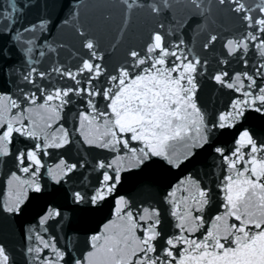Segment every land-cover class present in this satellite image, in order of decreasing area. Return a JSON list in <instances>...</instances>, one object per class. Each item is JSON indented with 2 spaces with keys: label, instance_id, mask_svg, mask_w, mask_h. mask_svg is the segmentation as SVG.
I'll return each mask as SVG.
<instances>
[{
  "label": "snow or ice",
  "instance_id": "1",
  "mask_svg": "<svg viewBox=\"0 0 264 264\" xmlns=\"http://www.w3.org/2000/svg\"><path fill=\"white\" fill-rule=\"evenodd\" d=\"M121 2L129 15L134 8L144 7L140 0ZM191 3L201 8L202 0ZM218 4L227 5L244 30L231 38L209 34L203 48L207 50L223 39L227 56L235 57L247 69L250 49L264 58V0L254 6L246 0H218ZM30 6L8 0L10 10L0 13L4 21L0 27V73L5 77V88L10 80L16 87L15 93L0 92V162L12 156L24 174H10L0 209L16 217L26 212L30 194L39 196L46 190L41 183L42 170L55 186H61L57 191L73 180L86 162L61 158L49 167L42 155L73 144L76 132L84 145L115 155L96 161L93 170L99 175L90 191L66 189L71 212L89 214L112 200L115 207L114 218L88 237L90 250L77 257L68 244L60 245L59 235L50 231L57 230L71 243L67 232L75 230L66 206L48 204L37 225L27 229L26 239L34 241L26 248L29 264H264V138L258 139L245 126L252 113L264 116V84H257L258 78H264V62L256 64L251 73L245 70L230 75L221 70L211 76L217 85L239 95L226 111L210 118L197 98V77L207 72L208 60L188 49L180 36L172 40L167 38L171 31H154L144 48L130 50L129 59L114 73L100 63L104 56L97 51L96 42L86 39L83 47L89 58L81 59L75 70L56 64L42 71L37 67L39 61L33 59L38 43L35 34L43 36L52 22L41 20L18 27L17 15ZM163 6H169L168 0H163ZM150 8L157 15L162 10L156 4ZM158 27L164 29L163 24ZM25 33H32L33 38L25 40ZM39 55L43 57L44 51ZM220 63L227 65L229 61ZM25 65L26 70L21 71ZM53 74L73 81V86L52 85ZM73 97H81L87 109L78 113L76 128L61 123ZM98 100L103 102L102 108ZM215 132L234 136L231 151L226 153L225 148L214 145ZM17 136L23 138V147L13 152ZM26 141L34 143L29 146ZM209 150L220 158L223 172L216 184L221 211L210 221L205 213L213 202L212 188L192 173L163 197L174 220L175 231L170 234L161 226L158 207H134L129 198L117 195L118 186L126 179L124 173L146 169L156 161L173 169L188 168ZM0 264H11L3 243Z\"/></svg>",
  "mask_w": 264,
  "mask_h": 264
},
{
  "label": "water",
  "instance_id": "2",
  "mask_svg": "<svg viewBox=\"0 0 264 264\" xmlns=\"http://www.w3.org/2000/svg\"><path fill=\"white\" fill-rule=\"evenodd\" d=\"M18 3H28L31 6L25 8L22 14H18L17 26L39 23L41 20H51L47 32L43 36L35 34L38 43L34 46L33 59L38 60L37 67L47 71L56 64H62L72 70L80 64L81 59L89 58L88 50L83 47L86 39H93L97 44V51L104 56L100 61L108 72L114 73V69L125 63L132 49L142 50L154 31H171L170 38L175 40L177 36L184 39L187 48L207 59V72L198 76L200 85L197 93L198 103L210 118H215L222 111L228 109V105L238 93L222 88L217 85L211 76L221 70L231 74L241 71H253L256 64L264 62L255 49H250L247 59L248 68L245 69L241 61L235 57H229L223 47V39H219L209 49L205 50L203 44L209 34H217L222 38H231L244 30L242 22L231 12L227 5H219L218 0H202L201 8H196L191 0H168V7L163 6V0H140L142 8H134L129 15L121 0H16ZM259 0H246V3L254 6ZM156 4L161 7L159 15L152 13L150 5ZM8 8V0H0V13ZM207 9L206 11H202ZM4 24L0 16V27ZM164 25V29L158 26ZM84 35L81 36L80 33ZM46 36L45 40L43 37ZM32 33H25L24 39H32ZM28 45H24L26 48ZM52 49H55L54 51ZM40 51L45 55L41 57ZM227 59V65L220 61ZM20 67V65H17ZM26 70V65L21 71ZM4 79L0 73V92L15 93V84L10 80L4 87ZM16 78L13 77L12 80ZM50 86L48 81L43 82ZM73 81L52 75L51 84L56 87L73 86ZM95 83V82H94ZM99 83L105 85L104 77ZM257 84H264V78H258ZM21 86H24L21 84ZM31 87V86H27ZM98 106L103 107V102L98 100ZM87 110L81 97H73V103L65 109V119L61 123L65 127H78L77 115L80 111ZM252 119L245 126L253 130L258 139L264 138V116L252 113ZM235 133V130H231ZM23 138L17 136L12 146L13 152L23 147ZM79 141V143H77ZM215 146L223 147L226 153L231 151L234 145V136L215 132L213 136ZM31 146L33 141H26ZM139 146V145H134ZM50 155L43 156V162L51 167L64 158L70 162H86L85 167L80 169L73 180L62 186L61 191L56 189L53 182L42 170L41 183L45 185V192L37 196L30 194L25 205L26 212L21 216H10L0 209V243L6 246L11 258V264H29L31 257L26 254V248L34 243L26 239L29 226H36L39 215L48 204L55 206L65 205V211L71 216V227L67 235L72 237L71 243L57 230L50 229L53 235H59L61 246L66 244L72 248L73 254L82 256L90 250L87 240L92 234L98 233L103 224L114 218V200L106 202L99 210L89 214L72 213L70 200L66 198V189L74 187L82 191H90L94 187L99 173L94 171V166L99 159H110L115 153L107 150L90 148L83 144L82 138L76 132L73 136V144L63 149H50ZM122 154V153H121ZM12 172L24 176L15 166L14 157H5L0 162V204L7 196V180ZM188 173L197 175L202 183L212 188L213 202L205 213L209 220L221 209V194L216 188L218 175H223L220 168V158L212 151L205 152L194 166L188 168L173 169L163 161H156L146 169L133 170L124 173L126 179L122 180L117 189V195H124L133 202V206L158 207L161 211L162 228L165 233L175 231L174 220L169 215L170 206L163 197L170 188ZM210 225L206 224V227ZM199 235V234H198Z\"/></svg>",
  "mask_w": 264,
  "mask_h": 264
}]
</instances>
